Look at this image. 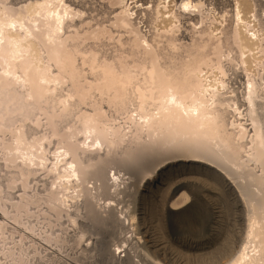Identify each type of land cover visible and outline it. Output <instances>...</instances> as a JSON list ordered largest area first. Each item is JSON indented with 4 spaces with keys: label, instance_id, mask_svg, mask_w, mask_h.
<instances>
[{
    "label": "bare ground",
    "instance_id": "obj_1",
    "mask_svg": "<svg viewBox=\"0 0 264 264\" xmlns=\"http://www.w3.org/2000/svg\"><path fill=\"white\" fill-rule=\"evenodd\" d=\"M0 212V264H264V0H0Z\"/></svg>",
    "mask_w": 264,
    "mask_h": 264
},
{
    "label": "rangeland",
    "instance_id": "obj_2",
    "mask_svg": "<svg viewBox=\"0 0 264 264\" xmlns=\"http://www.w3.org/2000/svg\"><path fill=\"white\" fill-rule=\"evenodd\" d=\"M0 214H1V212H0ZM10 221V220H9ZM12 221V220H11ZM10 221V223H13V221L11 222ZM38 240H40V241H42L41 239H40V237H38L37 238ZM45 247H47V244L46 245H44ZM50 247H52V248H55L54 246H50ZM56 249V248H55ZM51 251V249L50 248H48V251H46V252H50ZM58 252H60L61 253V251H58ZM62 254H64V253H62ZM3 257V256H2ZM2 261H4V259H2ZM33 264V263H32ZM43 264H46V262H44Z\"/></svg>",
    "mask_w": 264,
    "mask_h": 264
}]
</instances>
